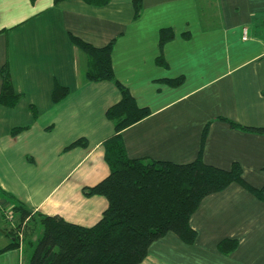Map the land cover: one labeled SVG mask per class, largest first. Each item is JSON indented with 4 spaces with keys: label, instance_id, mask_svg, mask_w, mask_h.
<instances>
[{
    "label": "crops",
    "instance_id": "obj_1",
    "mask_svg": "<svg viewBox=\"0 0 264 264\" xmlns=\"http://www.w3.org/2000/svg\"><path fill=\"white\" fill-rule=\"evenodd\" d=\"M133 1L0 0V90L4 68L17 95L0 104V264H28L25 242L3 250L4 211L18 202L86 228L107 207L83 190L109 173L105 112L120 94L86 80L74 38L113 42L114 78L148 110L120 133L129 158L237 164L248 186L203 198L189 219L193 241L168 233L140 264H264V135L230 125L264 129V0H140L137 18ZM161 30L171 36L160 48ZM55 87L66 89L57 102Z\"/></svg>",
    "mask_w": 264,
    "mask_h": 264
},
{
    "label": "trees",
    "instance_id": "obj_2",
    "mask_svg": "<svg viewBox=\"0 0 264 264\" xmlns=\"http://www.w3.org/2000/svg\"><path fill=\"white\" fill-rule=\"evenodd\" d=\"M60 1L64 0H54ZM84 1L103 5L108 0ZM133 7L137 18L140 0H134ZM170 36L169 31L161 30L160 48ZM73 41L87 58L86 80L111 82L120 94V100L105 112L113 125L112 136L103 143L109 173L95 186L83 190L87 196L105 198L107 207L100 220L86 228L57 216L32 214L18 202L12 209L15 225L7 229L10 243L3 250L18 248L20 241L21 244L25 242L30 250L28 264H140L151 244L168 233L184 242H192L195 233L189 226V219L203 198L231 183L248 187L241 178L240 167L233 164L229 170H222L204 164L199 158L186 164L129 158L120 133L145 118L148 110L138 107L129 91L114 78L113 42L94 47L76 38ZM1 75L0 104L12 105L17 95L13 93L7 69L3 68ZM178 82L175 80L170 84ZM65 94L66 89L55 87L53 101H59ZM230 125L264 135L263 128ZM83 145L80 139L71 147ZM37 228V238L29 240ZM234 245L230 242V247Z\"/></svg>",
    "mask_w": 264,
    "mask_h": 264
},
{
    "label": "rangeland",
    "instance_id": "obj_3",
    "mask_svg": "<svg viewBox=\"0 0 264 264\" xmlns=\"http://www.w3.org/2000/svg\"><path fill=\"white\" fill-rule=\"evenodd\" d=\"M12 212V213H11ZM11 212L9 213V212H7V211H4V220H5V224H6V229H10L9 227H13L14 225H15V221H16V219L14 218L15 216H14V214H13V210H11ZM10 215H11V217H10ZM20 232H21V229L18 231V234L20 235ZM18 235V236H19ZM28 239H30L29 237H28ZM22 240V239H21ZM26 245H25V249H26ZM26 251V250H25ZM25 253H27V252H25ZM26 256H27V254H26Z\"/></svg>",
    "mask_w": 264,
    "mask_h": 264
},
{
    "label": "built area",
    "instance_id": "obj_4",
    "mask_svg": "<svg viewBox=\"0 0 264 264\" xmlns=\"http://www.w3.org/2000/svg\"><path fill=\"white\" fill-rule=\"evenodd\" d=\"M10 213V212H9ZM12 213V212H11ZM10 217H11V215H10Z\"/></svg>",
    "mask_w": 264,
    "mask_h": 264
}]
</instances>
